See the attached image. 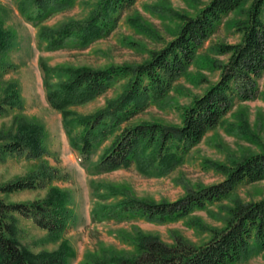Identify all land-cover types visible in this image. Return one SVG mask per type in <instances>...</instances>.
<instances>
[{
    "label": "trees",
    "instance_id": "16d2710c",
    "mask_svg": "<svg viewBox=\"0 0 264 264\" xmlns=\"http://www.w3.org/2000/svg\"><path fill=\"white\" fill-rule=\"evenodd\" d=\"M76 1L18 0V10L27 21L40 26L39 45L56 50L71 43L85 47L107 35L115 27L120 12L137 0H100L84 20L70 19L55 27L43 24L52 15L72 8ZM230 15L238 16L232 27L241 40L216 45V53L227 56L226 62H215L221 73L219 81L184 107L181 125L133 123L149 105L167 97L175 81L187 73L204 42ZM178 17L183 23L175 38L163 49L152 51L149 60L142 64L75 69L51 68L41 62L46 99L62 114L71 149L89 175L132 165L143 173L156 171L165 175L209 131L222 124L237 102L252 101L259 96L258 79L264 71V0H212L195 16L178 14ZM15 37L13 31L0 28V70L11 67L2 58L14 47ZM122 81H125L123 92L93 114L81 115L70 109L95 100ZM19 103L18 87L11 84L0 98V117ZM245 124L239 125L237 131L256 141L258 137ZM11 133L0 142V159L22 156L42 160L45 148L41 126L21 125L16 134ZM205 163L221 173L224 180L215 185L189 187L182 198L173 202L140 199L113 185L92 181L93 195L98 198L92 220L143 218L159 224L178 221L231 198L242 184L264 180V151L245 154L230 164L213 160ZM38 168V172L0 185V264H71L74 257L73 250L64 243L58 250L34 253L18 239L16 216L32 220L54 238L68 229L74 217L68 206V194L51 185L63 178L58 170L47 164ZM48 186L50 190L43 199L7 202L4 198ZM103 189L106 192H100ZM113 198L115 202H103ZM227 213L224 227L212 230L204 244L194 245L181 236L174 244H168L139 231L125 235L135 246L132 253H89L81 264H237L252 252L264 251V199L248 203L236 200Z\"/></svg>",
    "mask_w": 264,
    "mask_h": 264
},
{
    "label": "rangeland",
    "instance_id": "374dc122",
    "mask_svg": "<svg viewBox=\"0 0 264 264\" xmlns=\"http://www.w3.org/2000/svg\"><path fill=\"white\" fill-rule=\"evenodd\" d=\"M211 1L137 0L134 5L120 12L115 27L107 35L87 46L77 47L71 43L56 50H46L38 43L40 26L27 21L20 14L18 0H0V28L13 31L16 35L14 47L2 58L11 67L0 70V98L9 85L15 84L21 102L14 110L0 117V142L7 139L11 132L16 134L19 126L32 124L44 129L45 148L42 160L22 156L0 159V185L38 172L40 165L47 164L63 177L54 180L51 185L68 194V206L74 215L68 229L59 238L49 235L32 220L16 216L18 239L29 250L34 253L55 251L64 243L74 252L71 264H81L89 253H132L135 246L125 235L139 231L157 236L168 244H174L175 239L181 236L194 245H201L210 239L212 230L224 227L228 208L233 202L241 200L248 203L264 199V180H261L242 184L231 198L178 221L159 224L143 218L92 220V209L98 201L93 195L92 181L113 185L140 199L173 202L182 198L189 187L210 186L224 180L221 173L206 165V160L230 164L245 154L264 151V71L258 79L259 96L252 101L237 102L222 124L209 131L200 143L190 149L183 161L165 175L157 174L156 171L143 173L135 165L100 175H89L71 149L63 128L62 114L46 99L42 61L51 68L75 69L142 64L149 60L152 51L163 49L178 34L183 23L178 14L195 16ZM99 2L77 0L72 8L52 15L43 24L55 27L70 19L84 20L93 13ZM237 17L230 15L224 19L199 49L187 73L175 81L167 97L157 104L149 105L134 118L133 123L181 125L184 107L219 81L221 73L215 62H226L227 56L217 54L216 45L240 42L241 35L232 27ZM124 84L125 81L116 83L95 100L70 109L81 115L93 114L104 108L110 99L119 96ZM244 123L258 137L256 141L237 131L239 125ZM96 160L97 157H94L93 161ZM49 186L20 191L5 195L4 198L7 202L43 199L50 190ZM115 201L116 198L103 202ZM237 264H264V251L252 252Z\"/></svg>",
    "mask_w": 264,
    "mask_h": 264
}]
</instances>
